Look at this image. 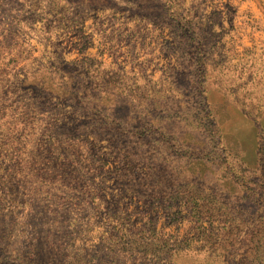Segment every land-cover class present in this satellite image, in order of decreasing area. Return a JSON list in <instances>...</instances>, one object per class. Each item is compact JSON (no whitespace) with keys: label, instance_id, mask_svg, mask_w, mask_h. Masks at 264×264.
Listing matches in <instances>:
<instances>
[{"label":"rangeland","instance_id":"374dc122","mask_svg":"<svg viewBox=\"0 0 264 264\" xmlns=\"http://www.w3.org/2000/svg\"><path fill=\"white\" fill-rule=\"evenodd\" d=\"M172 32L181 40L169 45ZM186 61H204L189 79L204 85V113L167 100L168 70ZM106 111L109 133L94 118ZM125 119L142 126L123 130ZM0 133V264H258L250 241L264 239V205L220 184L264 178V0H0ZM124 176L134 191L183 199L116 207ZM188 194L232 234L197 233ZM116 235L128 239L113 251Z\"/></svg>","mask_w":264,"mask_h":264},{"label":"trees","instance_id":"16d2710c","mask_svg":"<svg viewBox=\"0 0 264 264\" xmlns=\"http://www.w3.org/2000/svg\"><path fill=\"white\" fill-rule=\"evenodd\" d=\"M180 35V34H179ZM176 35L174 32L171 33V39L172 41L170 43H168L169 45H173L176 44L177 41L181 40L180 36ZM187 42L189 41L188 38L186 37ZM192 42V40H190ZM190 42V43H191ZM190 46V45H188ZM198 48H194L193 51H197ZM192 51L191 48V54L189 55H193L194 56V52ZM188 56V54H187ZM186 56V57H187ZM202 66H199L200 63L199 61L195 63L193 62L192 64L188 61H186V64L184 63L183 66H180V69L178 70H168V73H170L173 76H176L177 79L176 80H172L171 81V85L174 88V92L176 93V96H170L168 98V96L163 92V90L160 89V93H163V97H165L167 100H171V99H175L177 100V107L183 105L184 109L182 110L184 115L187 114V112L189 110H191L192 108H195L197 110H200L201 112H205L206 109L208 108L207 102L205 100V90H204V85L201 81H199L198 83H193V81L189 80L190 78H198V76H200V74L203 73V66H204V61H201ZM50 76V75H49ZM34 82H37V77L33 78ZM188 80L190 82H188ZM155 85H157L156 83H154ZM55 85H53V82L48 80L47 83L44 85L45 88L47 89H51L54 88ZM56 90V89H54ZM150 90L155 91V88L152 84ZM59 91L62 92L63 98L64 99H68V97L72 98V95H70L67 91V89H59ZM87 94H85L84 96H86ZM166 95V96H164ZM187 95H191L193 97H195V99L197 100L196 102H186L183 100V98ZM92 97V96H90ZM90 97H88L87 99L83 98V99H75L76 97H74L72 100L77 104H80V106L85 107L87 109H91V104L93 103V100L90 99ZM138 99H140V101L143 103V100H147V97H143L141 94H138ZM113 102V101H112ZM111 102V103H112ZM144 104V103H143ZM169 105V104H168ZM150 106V105H148ZM126 107H131V104H127ZM93 108H96L95 106ZM129 111H133V108L128 109ZM181 111V112H182ZM149 114V113H148ZM21 116H24V119L27 118V114L25 113L24 115L22 114ZM115 115L111 114L109 111H106L105 113L99 115V116H95L94 118L97 121H102L106 127L103 129L104 132L109 133L112 131V129L117 130V126H114V122L111 121V118H113ZM208 118H210V116H207L206 120H209ZM210 120L212 121V118H210ZM185 121V120H184ZM85 123V122H82ZM135 124V126L137 127H141V123H140V119H125L124 123L121 125L123 130L128 129V126L131 124ZM132 124V126H133ZM114 126V127H113ZM134 127V126H133ZM29 130V127L26 128V131ZM72 130V129H70ZM64 132H70L67 131V129H65ZM128 132V131H125ZM25 134L28 136V138L30 137L28 135V133L25 132ZM149 129L145 130L144 133L141 134L142 135H149ZM195 134L193 132H183L180 135V138L183 139H187L189 140V142L191 143V140H193V144H197L198 142L195 139ZM6 137V135L1 134L0 133V140L4 139ZM1 144V143H0ZM165 154L160 156V160L161 161H165V163H167L166 160H164L165 158ZM198 157H202L201 155H198ZM130 155L129 153H126L125 157H124V170L127 168H133V164L130 163L129 161ZM204 163L200 160V159H195V161H193V165L192 168L195 169V167L197 169H199L196 173L199 175L200 173H202V168H205V166L203 165ZM141 168H144L145 170H147V175H151V169L142 166ZM121 171H118V173ZM240 175H237L236 173H234L235 175H231L228 176L227 180L224 181L223 183H221V187L222 188H226V193L228 194V196H230L234 191L237 190H241V192H245V191H253L254 194L251 196L250 201L254 204H258V205H264V178L262 179V181L260 182L261 184L256 185L255 183H252L251 181L247 180L245 177H243L242 172H238ZM131 179L129 177H122L120 180V183H118V186H120L119 190H121V194L119 195H115L112 197L113 201L112 203L116 206V207H120L122 206V203L127 201L128 202V207H134L139 209L141 204H146L149 208H152L154 206V204H161L162 201L168 202L170 200H177L178 198L183 199L182 197H175L173 199L172 196L169 195H153L152 193H148L145 192V188L147 187H142V190L140 191H134L131 187ZM251 186H255L254 189H251ZM211 190V189H210ZM145 192V194H144ZM144 194V195H143ZM144 197H142V196ZM248 197H244V199H246ZM243 199V200H244ZM238 200L235 199V201ZM237 202L234 203L233 201V205L235 206ZM253 204V205H254ZM125 205V206H127ZM188 205L191 206L190 210H189V215H190V219L192 220V222H194V226H195V230L197 231V233H199L200 235H203L206 238H219L221 237L222 234H226V235H230L233 232V226L232 224L227 220V219H223V213H216V212H212L210 211H206L203 209V207L201 205H199V202L197 201L196 197L193 196H189L188 194ZM170 210L172 209V207L169 205ZM223 212V211H222ZM146 213V212H145ZM182 211H176L175 213H170V216H178L181 215ZM129 213L123 217V221L124 223L129 221ZM218 220H220L222 222V227H214L213 224L215 222H218ZM204 224H206V226H204ZM258 235V231L251 233V236H257ZM126 239L127 236L125 235H116L113 236L112 238H110L109 244L112 246L111 249L114 251V249L116 250L117 248H120L122 245H124V243H126ZM251 243L254 242V246L253 249L257 252V262L258 264H264V239L261 242L260 238L257 239H252L250 241ZM245 243V242H244Z\"/></svg>","mask_w":264,"mask_h":264}]
</instances>
